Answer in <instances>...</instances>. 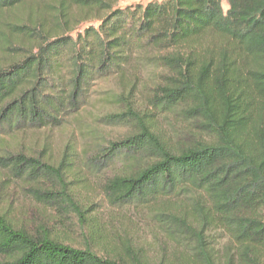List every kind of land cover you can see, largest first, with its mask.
<instances>
[{
    "label": "trees",
    "instance_id": "obj_1",
    "mask_svg": "<svg viewBox=\"0 0 264 264\" xmlns=\"http://www.w3.org/2000/svg\"><path fill=\"white\" fill-rule=\"evenodd\" d=\"M121 1L0 0L13 18L0 22V137L61 126L111 76L115 109L97 122L128 129L80 178L71 144L55 162L1 147L0 169L86 226L92 178L110 207L182 245L176 264H264V0ZM0 264L147 263L0 215Z\"/></svg>",
    "mask_w": 264,
    "mask_h": 264
},
{
    "label": "rangeland",
    "instance_id": "obj_2",
    "mask_svg": "<svg viewBox=\"0 0 264 264\" xmlns=\"http://www.w3.org/2000/svg\"><path fill=\"white\" fill-rule=\"evenodd\" d=\"M148 1L151 0H125L119 5L144 4ZM222 7L227 9L224 0ZM11 19V16L4 15L0 17V22ZM92 91L87 103L61 126L21 133L14 138L2 136L0 148H16L40 157L49 155L55 162L63 147L71 144L76 153L75 162L81 168L78 178L85 175L87 167H93L97 157V144L105 145L108 139L115 140L128 133L125 126H107L97 122L102 115L115 109L102 100V92H119L118 79L111 76L98 80ZM89 182L93 186L79 191L82 209L92 207L97 211L86 215L88 223H91L86 226L75 217L47 208L32 197L30 191H23L5 170L0 169V215L33 234L44 232L65 244L89 248L104 256L134 257L147 264H176L180 260L184 250L179 242L168 237L162 228L148 218L140 219L132 212L110 207L94 188V180L90 178ZM222 244L223 241L220 246Z\"/></svg>",
    "mask_w": 264,
    "mask_h": 264
}]
</instances>
